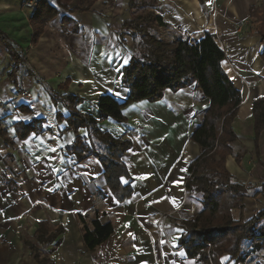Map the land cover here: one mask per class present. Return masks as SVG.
<instances>
[{"label":"crops","instance_id":"obj_1","mask_svg":"<svg viewBox=\"0 0 264 264\" xmlns=\"http://www.w3.org/2000/svg\"><path fill=\"white\" fill-rule=\"evenodd\" d=\"M27 1L0 0V33L22 58L15 87L9 79L14 61L0 40V98L11 102L6 118L0 119V131L8 138L0 135V264H196L178 243L184 233L181 223L202 209L201 203L187 198L185 180L200 154L190 136L208 100L193 84L178 92L167 90L158 102L130 105L123 111L127 123L107 119L98 125L103 133L133 145L122 158L133 179V196L119 203L106 184L100 161L90 156L78 162L69 153L78 135L89 144V134L83 128L78 135L67 129V121H60L57 114L67 119L70 113L61 103L54 105L49 90L59 92L68 81L66 93L84 100L77 110L95 119L100 118L102 96L112 95L118 101L128 98L122 78L132 57L133 39L120 31L131 19L129 0H98L84 12L76 10L81 0H33L58 11L35 42L30 20L36 7L26 8ZM152 2L156 7L149 10L167 24L159 29L165 32L164 40L199 42L209 33L225 52L221 66L242 93L232 124L242 159L238 164V153L233 152L226 167L243 184L255 182L251 179L255 173L259 184L247 185L256 188L255 194L264 184V133L256 144L253 114L254 102L264 98V46L258 35L260 24L251 13L264 7V0ZM64 17L77 25V32H63ZM23 90L32 92L34 99L17 96ZM34 120H41L38 132L20 139L15 125ZM262 199H247L255 205L246 202L245 212L251 213ZM236 212L238 221L241 212ZM79 215L87 218L89 227L96 217L114 226L109 240L94 252L84 247ZM42 225L50 233L63 232L53 243L42 245L37 240Z\"/></svg>","mask_w":264,"mask_h":264},{"label":"trees","instance_id":"obj_2","mask_svg":"<svg viewBox=\"0 0 264 264\" xmlns=\"http://www.w3.org/2000/svg\"><path fill=\"white\" fill-rule=\"evenodd\" d=\"M97 1L81 0V5L76 10L89 11ZM143 1L145 0H129L131 19L124 22L120 31L122 36L129 35L133 39L132 57L123 69L122 86L129 91L126 100L118 101L112 95L102 96L98 103L100 118L95 119L77 110L84 100L80 96L66 93L68 81L59 87V92L49 90L54 105L61 103L70 113L67 119L60 113L57 114L60 121H67V129L78 135V130L83 128L89 134V144L78 135L69 153L75 155L78 162H83L90 156L96 157L103 166L104 178L111 194L119 203H124L133 196V179L122 158L133 145L130 140L116 139L103 133L98 125L107 119L127 123L123 111L130 105L142 101L158 102L167 90L178 92L196 84L209 105L200 124L190 136V140L199 147L200 154L188 168L185 189L189 194L202 195V209L195 218L181 223L184 233L178 245L196 264H221L220 260L224 255L243 264L247 258L245 246L248 243L254 253L264 251V229L261 226L264 222V209L253 219L244 222L242 212L245 200L249 191L256 188L238 181L226 167L227 157L233 154V144L237 141L232 124L242 103V93L236 89L221 66L226 55L218 46L214 35L205 33L199 42H193L189 38L166 41L158 32L160 28L167 26L162 16L149 9L145 13H136L139 8L149 6ZM59 2L62 4V1ZM150 3L151 9L156 7L155 2ZM57 16V9L38 1L30 20L34 29V42ZM251 16L257 18L260 24L258 35L264 46V7L253 9ZM61 28L64 33L78 30L77 25L65 17ZM0 40L13 58L14 66L9 79L17 87L16 73L22 65V58L1 33ZM261 58L264 60V50ZM22 110L29 112L27 108ZM253 114L255 142L258 144L264 133V98L254 102ZM40 122L41 120H34L28 125L17 123L15 128L18 137L25 139L32 132L37 133L36 125ZM21 128H24V133H21ZM0 135L8 141L6 133L0 131ZM241 159L242 155L236 154L238 164ZM122 180L129 184L124 185ZM259 195L264 196V184L255 193V196ZM234 210L241 211L238 221L233 218ZM79 223L87 252H94L114 233L112 222H102L98 217L91 222L92 227H89L88 220L83 215H79ZM62 232L60 229L50 233L42 225L37 233V240L42 245H49Z\"/></svg>","mask_w":264,"mask_h":264},{"label":"rangeland","instance_id":"obj_3","mask_svg":"<svg viewBox=\"0 0 264 264\" xmlns=\"http://www.w3.org/2000/svg\"><path fill=\"white\" fill-rule=\"evenodd\" d=\"M141 1H142V0H138V2H141ZM143 2H145V3H146L147 5H149V6H147V7H144V6H143L142 8H139L138 10H136V13H138V14L145 13L146 11H148V9L151 8V3H150V2H152V0H145V1H143ZM159 35H161V37H162V36L165 35V32L160 30V31H159ZM198 118H199L198 115L195 116V119H198ZM233 147H234V153H238V152H240V151H241V148H242V146L238 145L237 142L234 143V146H233ZM252 164H254V162H253ZM255 165H256V163H255ZM256 166H257V165H256ZM254 176H255V173L252 174L251 179H252V178H253V179H256V181L254 180L255 182H252V181L250 180V181H248V182L246 183V186H247V185H251V184H257V185L259 184V183H256V182H257V178H256V176H255V177H254ZM257 185H256V186H257ZM253 191H254V189L249 191V193H248V197H247L248 200H252L253 197H254V198L258 197V196H255V194H254ZM186 196H187V198L191 199V201L198 203L197 205L200 206V203H201V196H200V195L195 194V193H193V194L186 193ZM252 196H253V197H252ZM259 196H262V195H259ZM247 199H246V200H247ZM246 200H245V208H246V202H248L249 205L253 202L254 205H255V202H254V201H246ZM193 202H192V203H193ZM256 203H257V205H256L257 208H256V209H253L251 213H249L250 210L248 211V213L245 212V209L243 210L242 214H243V217H244V222H247V221L253 219L254 216H256V215L259 213V211H261V210L264 209V199H262L261 201H257ZM259 204H260V205H259ZM247 205H248V204H247ZM199 206H198V207H199ZM199 208H200V207H199ZM235 211H236V210L232 211L233 218H237V215H238V213H237V212L235 213ZM246 211H247V210H246ZM240 212H241V211H240ZM245 214H246L247 216H250V215H252V216H250L249 219H248L247 221H245V216H246ZM261 226H262V228L264 229V222L261 224ZM131 244H132V243H131ZM250 246H251L250 243H248V244L245 246V251H246V253H247V258H246V260H245V262H244L243 264H264V251H260V252L254 253L253 251H251ZM220 262H221V264H241V263H237V262H235L234 260H232V259L230 258L229 255H224V256H222Z\"/></svg>","mask_w":264,"mask_h":264},{"label":"built area","instance_id":"obj_4","mask_svg":"<svg viewBox=\"0 0 264 264\" xmlns=\"http://www.w3.org/2000/svg\"><path fill=\"white\" fill-rule=\"evenodd\" d=\"M37 3L36 1H33V0H30V1H27L25 3V7L26 8H29V9H33L37 6ZM17 96L19 97H22L26 100H33L34 99V95L32 94V92H30L29 90H23L22 92H19L17 94ZM11 102L5 98H0V119L1 120H4L6 118L5 116V110H6V107L10 104Z\"/></svg>","mask_w":264,"mask_h":264},{"label":"snow or ice","instance_id":"obj_5","mask_svg":"<svg viewBox=\"0 0 264 264\" xmlns=\"http://www.w3.org/2000/svg\"><path fill=\"white\" fill-rule=\"evenodd\" d=\"M117 55H119V54H117ZM124 63H127V60H124ZM117 71H119V68H117ZM117 95H119V93H117ZM135 107V106H134ZM17 119H27V118H25V117H16ZM86 134V133H85ZM50 151H55V149L54 148H52V149H50ZM56 171H58V169L56 170Z\"/></svg>","mask_w":264,"mask_h":264}]
</instances>
